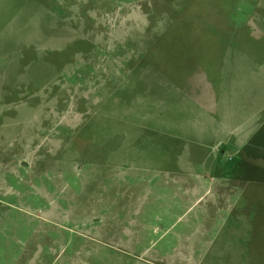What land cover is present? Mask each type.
<instances>
[{"label": "rangeland", "instance_id": "rangeland-1", "mask_svg": "<svg viewBox=\"0 0 264 264\" xmlns=\"http://www.w3.org/2000/svg\"><path fill=\"white\" fill-rule=\"evenodd\" d=\"M0 264H264V0H0Z\"/></svg>", "mask_w": 264, "mask_h": 264}, {"label": "crops", "instance_id": "crops-1", "mask_svg": "<svg viewBox=\"0 0 264 264\" xmlns=\"http://www.w3.org/2000/svg\"><path fill=\"white\" fill-rule=\"evenodd\" d=\"M234 147H235V150L236 151H239V153H240L241 148H240L239 143L238 144H235ZM218 190H219V192L222 191V193H224L226 191L229 192L230 191V188H224V186H222V188H219ZM225 195H226V193H225Z\"/></svg>", "mask_w": 264, "mask_h": 264}]
</instances>
